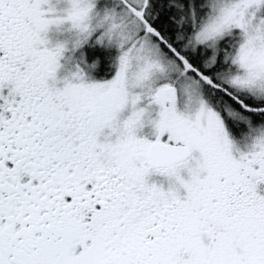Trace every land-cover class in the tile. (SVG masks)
Here are the masks:
<instances>
[{
    "label": "snow or ice",
    "instance_id": "6c2138e0",
    "mask_svg": "<svg viewBox=\"0 0 264 264\" xmlns=\"http://www.w3.org/2000/svg\"><path fill=\"white\" fill-rule=\"evenodd\" d=\"M0 264H264V0H0Z\"/></svg>",
    "mask_w": 264,
    "mask_h": 264
}]
</instances>
